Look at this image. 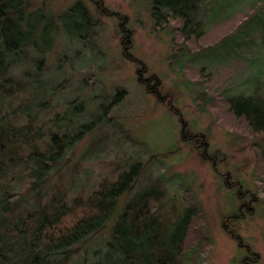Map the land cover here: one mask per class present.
I'll list each match as a JSON object with an SVG mask.
<instances>
[{
    "label": "trees",
    "instance_id": "16d2710c",
    "mask_svg": "<svg viewBox=\"0 0 264 264\" xmlns=\"http://www.w3.org/2000/svg\"><path fill=\"white\" fill-rule=\"evenodd\" d=\"M90 1L100 14L120 17L123 54L139 64V79L149 91L158 97L167 96L159 88L160 77L144 75L145 63L131 51L128 17L107 7L103 0ZM224 1H230L226 6L229 11L218 21L238 19L224 33L242 37L234 47L239 58L264 55V22L254 24L262 17L264 0ZM209 2L152 0L150 11L160 28L170 27L182 34L177 37L184 42H193L208 31L201 9ZM34 6L35 0H0V264H199L197 260L210 240L198 226L203 217L200 203L185 198L183 203L180 200L167 208L168 189L159 174L142 188L137 186L141 189L136 192L144 171L140 160L131 163V159L120 170L126 160L118 159L92 182L86 173L78 178V161L65 175L72 146L85 137L84 132L100 116L82 121L84 114H80L74 119L68 110L76 101L58 98V83L63 80L56 82L46 64L47 52L57 40L45 34L38 38L39 23L35 21L46 16ZM78 11L91 24L93 17L84 0H79L70 14ZM45 30L42 27L39 32ZM111 104H103L106 113ZM227 106L250 131H264V99L253 90L232 97ZM189 137L198 140V147L206 144L203 134L190 133ZM91 146L93 153L103 149L98 143ZM207 158L215 163V158ZM259 158L264 162V152ZM231 175L226 172L222 177L228 187L239 189L241 203L224 215V229L241 246L248 247L242 264H255L258 252L230 228L226 219L236 221L252 213V202L261 196L258 190L245 189L240 180H232ZM262 216L264 219V211ZM102 231H106L103 242Z\"/></svg>",
    "mask_w": 264,
    "mask_h": 264
},
{
    "label": "rangeland",
    "instance_id": "374dc122",
    "mask_svg": "<svg viewBox=\"0 0 264 264\" xmlns=\"http://www.w3.org/2000/svg\"><path fill=\"white\" fill-rule=\"evenodd\" d=\"M78 1L35 0L34 6L46 16L35 21L39 23L38 38L45 34L57 40L47 52L46 64L56 82L63 80L58 83V98L76 101L68 110L74 119L80 114H84L82 121L100 116L84 132L85 137L72 146L65 175L78 161V178L86 173L92 182L118 159L126 160L120 170L131 159V163L140 160L144 171L136 188L159 174L168 189L167 208L186 199L200 203L203 217L198 226L210 240L197 262L242 264L248 247L241 246L224 229V215L241 203L239 189L228 187L222 177L230 172L232 180H240L250 192L258 190L261 198L252 202V213L247 211L239 220L227 218L226 222L230 220V228L258 252L255 264H264V162L259 158L264 152V131H250L227 106L232 97L250 90L264 99V55L239 58L234 47L242 37L224 33L238 19L218 21L229 11L226 6L230 1L210 0L202 7L208 31L193 42H184L175 30L160 28L154 22L152 0H103L107 7L128 17L131 51L145 63L144 75L160 77L159 88L167 95L164 98L147 89L139 79V64L123 54L120 17L100 14L94 2L84 0L93 17L91 24L86 23L81 11L70 14ZM254 21L264 22V12ZM42 27L45 33L39 32ZM92 36L94 40H90ZM202 69L205 72L201 73ZM109 102L113 104L106 113L103 104ZM190 133L203 134L206 144L196 146L198 140L189 137ZM95 143L103 149L93 153L91 145ZM207 156L215 158V163ZM106 231H102L101 241Z\"/></svg>",
    "mask_w": 264,
    "mask_h": 264
},
{
    "label": "flooded vegetation",
    "instance_id": "af4514ba",
    "mask_svg": "<svg viewBox=\"0 0 264 264\" xmlns=\"http://www.w3.org/2000/svg\"><path fill=\"white\" fill-rule=\"evenodd\" d=\"M243 203H244V202H243ZM243 203H242V204H243Z\"/></svg>",
    "mask_w": 264,
    "mask_h": 264
}]
</instances>
